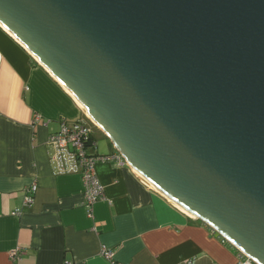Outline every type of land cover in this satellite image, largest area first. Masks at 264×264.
Here are the masks:
<instances>
[{
  "label": "water",
  "instance_id": "1",
  "mask_svg": "<svg viewBox=\"0 0 264 264\" xmlns=\"http://www.w3.org/2000/svg\"><path fill=\"white\" fill-rule=\"evenodd\" d=\"M0 23L133 168L264 264V0H0Z\"/></svg>",
  "mask_w": 264,
  "mask_h": 264
},
{
  "label": "crops",
  "instance_id": "2",
  "mask_svg": "<svg viewBox=\"0 0 264 264\" xmlns=\"http://www.w3.org/2000/svg\"><path fill=\"white\" fill-rule=\"evenodd\" d=\"M75 121L92 127L89 152L111 157L96 164L104 196L92 205L83 175L59 171L49 139ZM94 125L0 24V264H240L235 245L146 182Z\"/></svg>",
  "mask_w": 264,
  "mask_h": 264
},
{
  "label": "built area",
  "instance_id": "3",
  "mask_svg": "<svg viewBox=\"0 0 264 264\" xmlns=\"http://www.w3.org/2000/svg\"><path fill=\"white\" fill-rule=\"evenodd\" d=\"M39 114L36 120H40ZM93 130L85 122L78 121L70 125L64 124L59 132L51 134L49 139L55 148V159L59 171L62 173H81L85 182V196L88 205H92L104 196V186L96 174L98 161L111 159L110 156L95 155L89 152V141ZM37 190V184H32L30 193L27 195V202L32 203L33 192ZM19 214V210L16 211ZM19 251H13L16 256ZM244 259L240 264H257L243 251L239 249ZM107 257H113V252L106 250ZM68 264V263H64Z\"/></svg>",
  "mask_w": 264,
  "mask_h": 264
},
{
  "label": "bare ground",
  "instance_id": "4",
  "mask_svg": "<svg viewBox=\"0 0 264 264\" xmlns=\"http://www.w3.org/2000/svg\"><path fill=\"white\" fill-rule=\"evenodd\" d=\"M1 24V23H0ZM2 25V24H1ZM3 28H5L9 33H11L4 25H2ZM12 34V33H11ZM17 40H19L24 46L25 44L17 37L15 36L14 34H12ZM26 47V46H25ZM27 48V47H26ZM75 98V95L65 86L63 85ZM76 99V98H75ZM77 101V100H76ZM78 102V101H77ZM79 105L83 108V110L90 116L92 117V115L90 114L89 110H87L80 102H78ZM93 118V117H92ZM134 169L141 175V177L146 181L148 182L150 185H152L153 187H155L156 189H158L159 191H161L158 187H156L154 184H152L135 166H134ZM162 192V191H161ZM163 193V192H162ZM165 194V193H164ZM168 196V194H166ZM168 198L170 200H172L176 205H178L179 207H181L182 209H184L185 211H187L189 214H191L192 216H197L196 213H194L193 211L189 210L185 205H183L181 202L171 198L168 196Z\"/></svg>",
  "mask_w": 264,
  "mask_h": 264
},
{
  "label": "rangeland",
  "instance_id": "5",
  "mask_svg": "<svg viewBox=\"0 0 264 264\" xmlns=\"http://www.w3.org/2000/svg\"><path fill=\"white\" fill-rule=\"evenodd\" d=\"M95 126V125H94ZM97 131V130H96ZM99 131V130H98ZM101 133V132H100ZM103 135V134H102ZM103 138L102 139H99V145H100V148L103 149V148H107L110 146L109 142H108V137L104 134L102 136Z\"/></svg>",
  "mask_w": 264,
  "mask_h": 264
},
{
  "label": "trees",
  "instance_id": "6",
  "mask_svg": "<svg viewBox=\"0 0 264 264\" xmlns=\"http://www.w3.org/2000/svg\"><path fill=\"white\" fill-rule=\"evenodd\" d=\"M75 122H78V121H75ZM89 146H97V141L95 140L94 136H93V132L91 134V138H90V141L88 143ZM94 154V153H93ZM96 155V154H95Z\"/></svg>",
  "mask_w": 264,
  "mask_h": 264
}]
</instances>
